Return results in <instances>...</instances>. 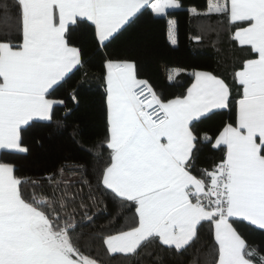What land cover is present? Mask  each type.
Segmentation results:
<instances>
[{"label":"snow or ice","instance_id":"snow-or-ice-1","mask_svg":"<svg viewBox=\"0 0 264 264\" xmlns=\"http://www.w3.org/2000/svg\"><path fill=\"white\" fill-rule=\"evenodd\" d=\"M180 7L179 0L0 3V153L27 154L25 133L52 121L56 106L64 105L55 92L82 66L72 42L77 28L91 27L104 48L144 11L167 16ZM190 11L226 20L234 41L248 52L233 75L239 98L224 79L194 71L186 94L165 101L137 77L134 62L106 60L110 163L98 185L134 217L127 230L103 242L110 254L135 255L153 241L181 252L206 222L216 249L213 264H264V254L238 230L246 225L264 231V0H209L206 12ZM168 25L175 44L176 21ZM71 98L76 101L75 92ZM233 109L232 122L214 136L199 130L212 114ZM202 144L223 153L211 170L195 167ZM16 171L0 160V264H99L74 236V198L56 191L54 177L45 178L50 191L37 196L39 182ZM26 183L33 187L27 197Z\"/></svg>","mask_w":264,"mask_h":264},{"label":"trees","instance_id":"trees-1","mask_svg":"<svg viewBox=\"0 0 264 264\" xmlns=\"http://www.w3.org/2000/svg\"><path fill=\"white\" fill-rule=\"evenodd\" d=\"M179 2L181 7L167 14L176 21L175 44L168 40L165 25L157 31L151 11L138 15L104 48L98 47L91 27L77 28L72 33V42L81 50L82 66L55 92V97L63 100L66 107L57 105L52 121L37 123L25 133L27 154L0 153V160L15 165L17 176L39 182L41 187L35 189L37 196L42 191H50L45 178L54 177L59 184L56 191L74 198L69 203L70 208L76 209L74 236L78 237L82 251L99 264H213L216 249L206 222L198 231L199 238L181 252L153 241L138 249L135 255L110 254L103 242L106 236L127 230L134 217L128 207L98 185L99 176L110 163V150L106 147L109 135L106 60L134 62L137 77L147 80L165 101L186 94L193 82L191 73L197 70L224 79L232 87L233 97L239 98L233 75L248 52L234 41L233 26L214 15L191 13L193 8L206 12L209 0ZM162 67L183 71L170 81ZM73 92L75 102L71 98ZM233 118L234 109L218 111L198 127L201 132L214 136ZM200 148L195 167L211 170L223 153L209 145L202 144ZM23 191L27 197L33 192L32 185L26 183ZM81 203L86 207L81 208ZM238 230L250 246L264 254V231L246 225Z\"/></svg>","mask_w":264,"mask_h":264},{"label":"crops","instance_id":"crops-1","mask_svg":"<svg viewBox=\"0 0 264 264\" xmlns=\"http://www.w3.org/2000/svg\"><path fill=\"white\" fill-rule=\"evenodd\" d=\"M174 20L173 18H168L167 16H157L154 14V20H153V23L157 29V31H161L162 28L164 27L165 25V29H164V32L166 33V36L168 38V40L171 42V40L169 39V35H168V28H169V25H168V20ZM173 36L176 40V25H175V28H174V33H173ZM172 43V42H171ZM173 44V43H172ZM175 69H178V68H163L162 67V72L165 73L164 75L169 78V75L170 73H172ZM197 71H201V72H207V71H203V70H197ZM210 73V72H209ZM194 82V80H193ZM192 82V83H193ZM191 86V85H190Z\"/></svg>","mask_w":264,"mask_h":264},{"label":"built area","instance_id":"built-area-1","mask_svg":"<svg viewBox=\"0 0 264 264\" xmlns=\"http://www.w3.org/2000/svg\"><path fill=\"white\" fill-rule=\"evenodd\" d=\"M149 99H150V98H149ZM149 111H152V110H151V109H149ZM155 115H156V114H155V113H153V118H155Z\"/></svg>","mask_w":264,"mask_h":264}]
</instances>
